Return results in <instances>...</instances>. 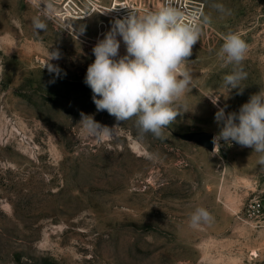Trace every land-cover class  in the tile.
Returning a JSON list of instances; mask_svg holds the SVG:
<instances>
[{
  "label": "rangeland",
  "instance_id": "1",
  "mask_svg": "<svg viewBox=\"0 0 264 264\" xmlns=\"http://www.w3.org/2000/svg\"><path fill=\"white\" fill-rule=\"evenodd\" d=\"M129 1L144 14L163 0ZM202 1L212 23L189 58L188 112L163 139H139L134 120L120 122L110 137L79 123L84 113L117 125L96 110L84 83L103 38L100 16L72 28L50 20L37 34L32 18L39 13L28 0H0V264H264V225L242 218L246 202L264 194L257 154L223 141L211 151L180 136L218 134L217 107L207 96L237 112L264 89V0ZM212 3L232 14L222 17ZM83 25L77 37L73 29ZM229 31L249 45L242 95L229 94L223 76L232 66L221 67L216 56ZM53 50L59 76L44 67ZM196 207L212 214L210 225L189 226Z\"/></svg>",
  "mask_w": 264,
  "mask_h": 264
},
{
  "label": "clouds",
  "instance_id": "2",
  "mask_svg": "<svg viewBox=\"0 0 264 264\" xmlns=\"http://www.w3.org/2000/svg\"><path fill=\"white\" fill-rule=\"evenodd\" d=\"M28 2L39 13L32 18L33 30L37 34L47 31L48 22L54 18L55 0ZM211 8L222 17L232 14L223 3H212ZM211 23L210 14L198 7L187 12L176 0H163L159 8L144 14L130 11L127 16L114 19L92 49L95 59L87 67L84 83L92 91L96 110L115 117L117 125L102 126L93 116L81 113L79 123L84 131L97 137H110L120 122L134 120L139 139L148 134L163 139L165 129L188 112L186 97L193 84L189 58L194 45L201 40L203 27ZM73 30L78 37L84 33L85 26ZM121 40L126 49L124 55L119 52ZM248 50L249 45L239 32L223 35L216 56L221 67L232 66L231 72L223 76L229 94L232 90L237 95L243 94L246 86L242 82L248 78L243 62ZM58 59L59 50H53L44 65L57 76L61 70L50 61ZM207 97L217 107L214 119L220 130L213 137L215 147L221 141L249 147L257 154V164L264 167V89L252 94L237 112H226L227 105L219 106L220 98ZM144 156L148 160L157 158L150 152ZM213 220L205 207H196L189 215V226L197 229Z\"/></svg>",
  "mask_w": 264,
  "mask_h": 264
},
{
  "label": "built area",
  "instance_id": "3",
  "mask_svg": "<svg viewBox=\"0 0 264 264\" xmlns=\"http://www.w3.org/2000/svg\"><path fill=\"white\" fill-rule=\"evenodd\" d=\"M162 3L163 1L155 9L159 8ZM176 3L187 12H191L197 7L203 12L205 9V3L202 0H176ZM139 10L140 8L129 0H60L52 20L60 26H70L72 28L74 21L88 20L100 16L98 36L102 37L110 29L114 19L123 18L130 11L139 14ZM242 218L249 224L264 225V194L251 198L246 202Z\"/></svg>",
  "mask_w": 264,
  "mask_h": 264
},
{
  "label": "water",
  "instance_id": "4",
  "mask_svg": "<svg viewBox=\"0 0 264 264\" xmlns=\"http://www.w3.org/2000/svg\"><path fill=\"white\" fill-rule=\"evenodd\" d=\"M180 136L186 140H195L211 151L215 150V145L213 144V137L215 135L212 132L195 131L185 135L180 134Z\"/></svg>",
  "mask_w": 264,
  "mask_h": 264
}]
</instances>
